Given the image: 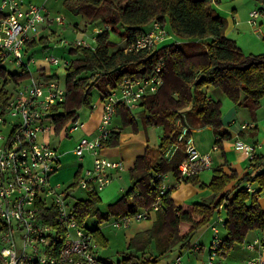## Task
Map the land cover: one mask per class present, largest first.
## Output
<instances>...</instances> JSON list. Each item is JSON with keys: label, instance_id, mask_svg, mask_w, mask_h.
<instances>
[{"label": "trees", "instance_id": "trees-1", "mask_svg": "<svg viewBox=\"0 0 264 264\" xmlns=\"http://www.w3.org/2000/svg\"><path fill=\"white\" fill-rule=\"evenodd\" d=\"M264 7V0H254ZM213 0H68V10L84 17L88 24L100 23L104 29L95 36L96 46L70 48L72 55L66 66L64 82L65 99L52 106L53 133L65 132L70 122L78 117L81 109L92 107L94 90L101 98L115 89L126 77H150L153 68L163 62L161 77L163 85L153 95L142 99L138 113L144 128L158 127L162 130L156 149H145L137 157L129 171L130 188L117 201L100 213L99 197L90 195L78 200L73 211L81 227L89 217H97L99 223L109 218L116 220L135 216L150 210L159 197L160 208L150 230L136 235L128 245V251L120 264H131L132 259L141 258L152 250L156 256L141 264H157L158 257L176 247L191 249L189 243L196 231L220 214L225 213L223 229L225 236L222 247L228 252L244 241L250 230L264 232V209L258 199L244 192V186L251 183L258 191L264 192V156H258L250 163V171L240 179L232 173L227 176L221 168L213 169L212 180L207 188L212 192L213 201L207 204L185 202L175 206L170 197L171 190L160 194L163 177L172 173L178 176V165L184 155L177 151L171 158L165 156L178 135L176 124L179 112L184 111L190 126L197 124L211 128L219 137L216 145L228 139L221 131L220 103L212 101L206 94V87L219 88L229 100L245 108L253 116L260 107L264 96V53L245 54L237 44L225 36L226 21L212 7ZM261 13H263V9ZM152 21L169 25L172 35L190 40L200 46L185 51L175 44L163 45L153 51L125 52L124 48L136 37L143 34L144 27ZM115 35L123 47L113 49L110 40ZM36 42L28 44V49ZM10 77L16 82L19 77L9 75L0 66V80ZM54 78V76L48 79ZM4 82L2 85H5ZM242 95L244 97L242 98ZM115 117L119 128H113L102 148H113L119 144L120 129H137L136 119L124 106H118ZM81 173H76V180ZM236 180L232 192L224 190ZM186 182L196 185V178ZM76 183V182H75ZM74 183V184H75ZM202 187V185H199ZM223 193V194H222ZM221 196L217 198V196ZM95 241L105 246V240L98 228L90 230Z\"/></svg>", "mask_w": 264, "mask_h": 264}, {"label": "built area", "instance_id": "built-area-1", "mask_svg": "<svg viewBox=\"0 0 264 264\" xmlns=\"http://www.w3.org/2000/svg\"><path fill=\"white\" fill-rule=\"evenodd\" d=\"M261 11L256 8L249 13L248 25L257 27ZM47 14L44 5L37 7L24 4L23 0H0V66L10 63L21 70L19 80L12 82V91L6 90V84L0 88V264H108L96 256L92 233L78 224L73 211L75 203L70 205L68 201L77 190L97 196L111 181L108 171L122 169L121 161L110 163L101 154V143L113 129L112 120L118 106H124L132 116L142 99L155 94L163 85V62L153 68L150 77H126L101 99L97 135L81 138L73 150L78 159L86 153L92 155V167L84 170L75 184L65 188L60 183L52 185L50 178L56 172L58 156L45 140L53 132L51 108L64 101L65 90L58 78L46 72L38 61L34 62L35 73L30 70L33 57L27 48L35 41L33 34L38 32L40 24L45 27L53 23L64 25L62 18L48 19ZM169 40H174V35L161 22L152 21L149 29L126 45L124 51H153ZM71 46L88 47L82 40ZM42 61L49 65L59 63L55 57ZM64 65L68 66L69 61L65 60ZM52 76L54 78L48 79ZM184 113L179 112L178 135L165 154L171 158L179 151L185 156L178 165V183L210 169L212 164L210 154H202L194 147ZM78 127L77 119L70 122L66 135ZM237 147L246 153L250 162L257 158L251 145L240 141ZM165 190L162 183L160 194ZM243 191L256 199L261 197L251 183L245 184ZM159 208L157 197L150 210L115 220L113 226L125 227L133 221L147 219ZM223 223L221 219L209 224L212 238L206 247L204 264H222L226 252L218 227H223ZM189 245L194 251L202 249L198 243ZM245 249L254 253L246 264H264V232H260L257 244L247 243ZM170 264H181L180 256Z\"/></svg>", "mask_w": 264, "mask_h": 264}, {"label": "crops", "instance_id": "crops-1", "mask_svg": "<svg viewBox=\"0 0 264 264\" xmlns=\"http://www.w3.org/2000/svg\"><path fill=\"white\" fill-rule=\"evenodd\" d=\"M214 1L215 3L219 2V0H214ZM227 11L229 12V10ZM232 12H233L232 14L228 13L227 18L225 19L226 29L224 33L227 38L233 40L237 44V41H239L238 39L240 37L239 29H241L244 26L245 18H243L239 13H237V11L234 8H232ZM75 27L77 28L76 24ZM149 27L150 24L146 25L144 27V31L148 30ZM251 28L259 38H264L261 30V26H259L258 23L256 28L253 27ZM110 36H111L110 40L115 44L116 41L113 40L114 36L113 35ZM179 39L180 41H177L174 38L172 44L182 47L183 50L185 51H193L200 47L194 45V43H192L190 40L184 39V42L182 43L181 40L183 39L182 38ZM238 47L242 50L240 46ZM35 49H36L35 47L29 49L30 56L33 57L32 51H34ZM38 63L46 69V72H49L55 76V73H52L47 70L48 67H51L53 65L44 63L42 60H39ZM64 82H65V78H64ZM204 90L207 96L212 101L220 103L221 131L227 134L229 138L223 140L218 146L216 145V140L219 137L211 128L205 126L201 127L198 126L197 124H195L194 126L189 125L190 127L189 135L193 139V145L196 148V150L202 154L208 153L211 155V159H212L211 170L202 171L195 176L198 185L191 182L178 183L176 177L172 173L166 174L163 177V184L165 185L166 190H171L170 197L175 206H179L185 202L207 204L213 201L212 192L207 188V186L210 184L212 180V175H213L212 172L213 169L215 168H221L222 172L227 176L234 173L237 176V179H240L243 175H245L250 171V165H251L250 159L243 150L237 147L238 142L241 141L243 143H247L251 145L255 157L264 156V96L260 100V107L258 108L255 115L252 116L247 109L234 105L219 88L208 86ZM243 97L244 95H242V98ZM101 99L102 98L99 97L98 102L93 103L92 107L88 109V114L83 123L82 122L80 123L78 121L79 127L77 130L74 131V132L79 131V136L77 139L78 142L83 137L92 138L97 135V129L102 114ZM84 110L85 109H81L80 111L77 112L78 115V117L76 118L77 120L79 118L80 113ZM137 110H141V107L139 106ZM114 119L112 120V128L114 129L119 128V126L116 124V121H118L117 118L115 120ZM142 128H143L142 131H138V135L140 134L138 139V144L134 145L133 147L123 146V143L122 145H120L122 140V135L120 134L118 146L113 148H102L101 150V154L110 163L119 160L122 162L123 167L121 170L110 169L108 171V174L111 176V181L103 189V191L97 195V197H99L100 202L107 203L106 209L104 211L100 209V204H99L98 207L100 213H105L107 211V207L113 204L115 201H117L123 194L127 192V190L131 186L129 180V171L132 169L136 158L142 156L145 152V149L147 148L148 132L146 128L144 127ZM77 143L75 144V146L77 145ZM72 153L74 154L73 151ZM56 154L58 156L59 162L54 176L56 175L61 163L57 151ZM79 161L80 164L77 167L76 173L77 172L82 173L84 170L91 168L93 157L89 153H86L82 159H79ZM85 161H88V163H85ZM85 167H89V168H85ZM76 173L74 175L75 180H76L75 177ZM235 182L236 180H233L231 183H229L226 186L223 193H225L226 191L232 192L236 187ZM199 185H202V187H199ZM85 195L86 197L83 199L89 197L86 193ZM220 196L221 194L217 196L215 200H217ZM261 200L262 199L259 198L258 203L260 204L261 208L264 209V205L261 204L262 203ZM218 210L220 211V214L217 215L213 221H210L206 225L199 228L194 234L193 238L191 239V242L198 243L202 247L201 250L194 251V249H181L180 247L175 248L178 252V256H180L181 259H182L181 256L182 251H185V253L192 256V258H194V260H196L198 264H204V261L207 256L206 246L208 245V243H210L212 238V232L209 229V224L216 223L221 219L222 220L225 219L224 216H222V212H223L222 206H220ZM155 218H156V214L152 213L147 219L133 221L125 227L124 226L114 227L113 222L116 220L115 218H109L107 221L110 220L111 222L110 224H112L113 228L122 229L124 231L125 240L128 243H130L131 239H133L136 235L150 230L153 225V222L155 221ZM107 221H105L104 223H106ZM216 226L218 225L216 224ZM223 232L224 233L221 235L222 238H224L225 236V230ZM151 249L153 250V248ZM253 255L254 253L250 252L249 257ZM145 258L147 257L145 256ZM122 259L123 258L118 260L117 264H120ZM262 259L264 261V253H262Z\"/></svg>", "mask_w": 264, "mask_h": 264}, {"label": "rangeland", "instance_id": "rangeland-1", "mask_svg": "<svg viewBox=\"0 0 264 264\" xmlns=\"http://www.w3.org/2000/svg\"><path fill=\"white\" fill-rule=\"evenodd\" d=\"M67 1L68 0H23L24 4H31L37 7H41L44 5L45 11H47L48 13V19H55L56 17H60L63 19L64 25L62 26H58L55 23L47 25L46 27L43 24H40L38 26V32L33 34L34 40L36 42V49L32 51L33 61H31V63L29 64L30 70L35 73V71L37 70V66H35L34 62L43 60V58H45L46 56L57 58L59 60V63L48 67L47 70L55 73V76L58 78L59 83L62 87H64V78L66 74L64 61H71L72 55H70L68 50L70 48H75L72 47L71 44L75 41L82 40L86 42L88 47L93 49L96 46V40L93 39V36H97V34L101 33L104 29L103 25L100 23L88 24L84 17L72 14L66 6ZM212 7L215 9L218 15L224 19L227 18L228 13H233L232 8H234L237 13L245 18L244 26L239 29L240 37L238 39L239 41H237V45L242 48L245 54L264 53V38H259L253 32V29L247 24L249 13L256 8L261 7V5L257 4L254 0H219L218 3H215V1L213 0ZM227 10H229V12ZM257 23L259 24V26H261L264 37V10L263 13L259 15ZM75 24L77 25V28L75 27ZM166 30L170 34H172L168 24H166ZM113 36V40L116 41L115 47L113 49L123 47L124 42H122L117 36ZM174 38L177 41H180V39L178 37H175V35ZM172 41L173 40H169L165 43V45L172 44ZM181 42L183 43L184 39L181 40ZM160 47L161 46H158L157 48ZM1 67L6 72H8L9 75L18 76L21 73V70L14 64L3 63ZM4 82L6 83V90L12 91V89L14 88V84L11 82L9 76L5 79L0 80V88ZM92 97L93 103H97L100 97L99 92L94 90L92 92ZM139 112L140 110L137 109L132 112V117H135L137 122L136 131L130 126L120 129V134L122 135L120 145H122L123 143V146L133 147L134 145L138 144L140 135H138V131L143 130L142 123L139 120L138 116ZM87 114L88 110L82 111L79 115L78 121L80 123H83L86 119ZM114 118L115 116L113 117V119ZM116 124L120 126L119 120L116 121ZM146 129L148 132L147 147L149 149H156L159 144V139L162 135V130L157 127H147ZM7 132L8 130L5 131V135H7ZM78 136L79 131H76L69 135H66L64 131L60 132L57 135L52 132L45 140V142L49 143L51 147L55 151H57L61 162L56 175L54 176V173L51 176L50 184L55 185L56 183H60L65 188L76 182L74 175L76 173L78 165L80 164V161L78 157H76L72 153V151L75 148V144L78 142ZM85 163H88V161H85ZM206 170H211V168ZM85 197L86 195L85 193H83V191L77 190L73 193L68 202L70 205H73L77 200H82ZM260 198L262 199L261 204L264 205V192H261ZM106 206L107 203L100 202V209L102 211L106 209ZM222 216H225L224 211L222 212ZM110 223V220L106 223H99L97 217H89L84 223V228H86L87 230L98 228L100 230L103 238L107 240V243L105 246H103L95 241L94 244L96 256L103 259V261L108 264H117V261L123 258L124 254L128 251L129 243L125 240L124 231L119 228H113L112 224ZM218 229L221 236L224 233V230L220 227H218ZM259 237L260 233L258 230H250L242 243L234 245L232 249L226 252V255L222 258V263L246 264V259L249 257L250 252L245 249V245L247 243L257 244ZM149 252L141 256V258L139 259H132L131 264H141L149 260L151 257L156 256L153 250ZM145 256L147 258H145ZM181 256V264H198V262H196V260H194V258H192V256H190L189 254H186L185 251H182ZM176 257H178V252L176 249H173L168 254L158 257L157 264H169Z\"/></svg>", "mask_w": 264, "mask_h": 264}, {"label": "water", "instance_id": "water-1", "mask_svg": "<svg viewBox=\"0 0 264 264\" xmlns=\"http://www.w3.org/2000/svg\"><path fill=\"white\" fill-rule=\"evenodd\" d=\"M263 10H264V7H261ZM264 172V169H261L258 173H257V175H260L261 173H263Z\"/></svg>", "mask_w": 264, "mask_h": 264}]
</instances>
